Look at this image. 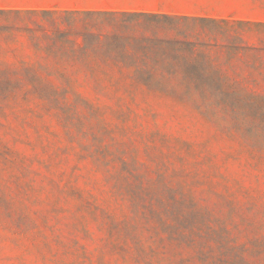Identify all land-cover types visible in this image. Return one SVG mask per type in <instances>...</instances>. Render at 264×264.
<instances>
[{
    "label": "rangeland",
    "instance_id": "374dc122",
    "mask_svg": "<svg viewBox=\"0 0 264 264\" xmlns=\"http://www.w3.org/2000/svg\"><path fill=\"white\" fill-rule=\"evenodd\" d=\"M55 3L0 0V264H264V0L179 19L233 101L56 74Z\"/></svg>",
    "mask_w": 264,
    "mask_h": 264
},
{
    "label": "trees",
    "instance_id": "16d2710c",
    "mask_svg": "<svg viewBox=\"0 0 264 264\" xmlns=\"http://www.w3.org/2000/svg\"><path fill=\"white\" fill-rule=\"evenodd\" d=\"M32 13L52 23L53 30L44 34L48 40L44 49L64 65L56 71L41 65L47 72L50 69L62 77L79 73L105 78L97 84L120 87L136 85V80H141L146 86L178 89L196 100H235V81L229 75L186 69L212 61L211 55L200 49L202 41L183 33L179 19L188 16L52 9ZM68 68L74 70L70 72ZM25 70L42 77L35 69Z\"/></svg>",
    "mask_w": 264,
    "mask_h": 264
},
{
    "label": "crops",
    "instance_id": "0c3cea01",
    "mask_svg": "<svg viewBox=\"0 0 264 264\" xmlns=\"http://www.w3.org/2000/svg\"><path fill=\"white\" fill-rule=\"evenodd\" d=\"M52 10L148 12L180 16H212L193 8V5L212 3L213 0H54Z\"/></svg>",
    "mask_w": 264,
    "mask_h": 264
}]
</instances>
